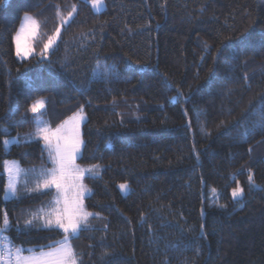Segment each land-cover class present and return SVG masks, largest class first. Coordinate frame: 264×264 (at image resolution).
I'll return each mask as SVG.
<instances>
[{
  "label": "trees",
  "instance_id": "trees-1",
  "mask_svg": "<svg viewBox=\"0 0 264 264\" xmlns=\"http://www.w3.org/2000/svg\"><path fill=\"white\" fill-rule=\"evenodd\" d=\"M89 1L0 0L6 235L16 246L63 238L38 220L25 227L55 190L3 197L4 159L51 166L29 111L44 97L52 115L83 108L76 164L98 166L83 179L84 204L99 215L73 239L80 264H264V129H253L264 103V0H104L100 11ZM27 13L40 24L37 50L60 28L46 57L15 53ZM98 64L118 74L105 78ZM9 137L18 142L6 147Z\"/></svg>",
  "mask_w": 264,
  "mask_h": 264
},
{
  "label": "snow or ice",
  "instance_id": "snow-or-ice-1",
  "mask_svg": "<svg viewBox=\"0 0 264 264\" xmlns=\"http://www.w3.org/2000/svg\"><path fill=\"white\" fill-rule=\"evenodd\" d=\"M91 3L99 10L102 0H91ZM68 15L71 17L72 12H69ZM67 22L65 21V23ZM39 27L40 24L34 17L25 15L23 23L14 36L17 56L29 57L33 54L34 49L30 41L38 36ZM59 36L60 28H57L55 36L49 37L48 41L44 43L40 53L42 57L55 44ZM97 68L104 71L105 78L118 74L114 65L98 64ZM93 72L95 75L96 69ZM44 107V100L38 99L30 106L29 111L34 114V123L37 125L33 136L43 139L52 167L42 169L35 186L28 191L55 190L56 196L48 202L46 207H41L32 213V219L25 222V227L30 229L33 226V221L38 220L42 229L60 230L63 238L53 241L49 245L39 246L38 252L35 248L27 249L29 254L24 255L25 249L14 245L11 238L6 235L12 228V224L5 210L0 214V264H79V254L73 247L72 240L78 238L80 231L88 227L90 217L99 215L87 210L84 199L86 195L92 193L91 189L83 183L85 174L95 176L98 166L81 168L76 164L83 143L79 131L81 122L86 118L83 110L74 113L62 125L53 129L41 118ZM254 115H258L260 118L254 123L253 129L256 127L264 129V103L259 106ZM0 131L7 133L9 130L5 128ZM248 131L250 130L245 128L242 135L246 136ZM14 141L18 142L17 138L5 139L2 143L7 147ZM3 168L8 177L4 198L5 200L15 198L21 174L23 173L27 177L30 172L35 170L21 169L15 161H4ZM248 179L252 182L251 175ZM23 183L27 187L26 179ZM119 187L125 192L128 191L127 184H121ZM243 192L242 187H237L233 189L232 195L234 198L241 197ZM16 230H21L19 225Z\"/></svg>",
  "mask_w": 264,
  "mask_h": 264
},
{
  "label": "rangeland",
  "instance_id": "rangeland-1",
  "mask_svg": "<svg viewBox=\"0 0 264 264\" xmlns=\"http://www.w3.org/2000/svg\"><path fill=\"white\" fill-rule=\"evenodd\" d=\"M89 3L91 4V7L93 8V10H95V11H100L103 7H104V0H102V3H101V6L99 7V10H97V8H95V7H93V5H92V3H91V0L89 1ZM25 15H29V16H31V17H33V14H24L23 15V17L21 18V20H20V23L18 24V28H17V31H18V29L20 28V26H21V24L23 23V18L25 17ZM17 31L15 32V34H14V36L16 35V33H17ZM14 36H13V43H14ZM30 43H31V46H32V41H30ZM56 43V42H55ZM53 47V46H52ZM51 47V48H52ZM32 48L34 49V51H42L43 50V46L42 47H40V49L39 50H37V48H35V47H33L32 46ZM51 48H49V49H51ZM14 49H15V53H16V45H15V43H14ZM48 49V50H49ZM47 50V51H48ZM33 53H35V52H33ZM47 56V54L45 53L44 54V56L43 57H46ZM18 58H27V57H19V56H17ZM40 99H43L44 100V102H45V107H44V109H43V111H44V113H45V116H46V118L47 119H43L44 121H46L47 122V124L51 127V128H53V129H55L57 126H60V125H62L63 124V122L65 121V120H67L69 117H71L74 113H76V112H79L81 109L83 110V108L81 107V106H78V107H76V108H74V110H73V112H71L69 115H67V116H65L64 117V115H59V116H56L55 114H53L52 115V112H51V110H50V108L48 109V107H49V105H48V101H47V99L46 98H44V97H42V98H40ZM83 114L85 115V113H84V110H83ZM82 123H83V121L81 122V124H80V139L82 140V138H81V126H82ZM8 140H13V138H7ZM42 140V142H43V146H44V148L46 149V154H47V158H48V161L49 162H51L50 160H49V156H48V151H47V148H46V146H45V143H44V141H43V139H41ZM10 145V144H9ZM9 145L7 146V147H9ZM81 148H82V145H81ZM81 148H80V152H81ZM78 157V156H77ZM4 161H15V162H17L18 163V165H19V167L21 168V169H23L22 168V166H21V164L19 163V161L18 160H16V159H12V158H6V159H4ZM3 161V162H4ZM52 167V163H51V166L50 167H40V168H35L34 170V172H30L29 173V175L27 176V177H25L24 175H23V173L21 174V178H20V182L18 183V185H17V195H16V197L15 198H18V197H21V196H23V195H25V194H31V193H34L35 191H28V189H32L35 185H33V183H32V181H30L29 179L31 178V180H33V182H34V184H35V182H36V180L39 178V173H40V171L42 170V169H48V168H51ZM5 172V171H4ZM5 174H6V172H5ZM27 180V187H25L24 186V183H23V181L24 180ZM7 183H8V177H7V174H6V185H7ZM121 184H127L128 185V191H123V190H121L120 189V187H119V189H120V191H121V193H123V194H126V193H128L129 192V190H130V186H129V184L128 183H125V182H122V183H120L119 184V186L121 185ZM5 190H6V188H5ZM3 197H5V192H4V195H3ZM5 199V198H4ZM11 199V198H10ZM8 200V199H7ZM41 207H38L37 209H40ZM33 222H36V221H33ZM37 225H39V222H38V224ZM72 245H73V240H72ZM20 247H22L23 249H25V251H24V255H28L29 253L27 252V249H30V248H35L36 250H37V252L39 251V247H37V246H35V245H19ZM73 247H74V245H73ZM79 258V257H78ZM81 263V259L79 258V264Z\"/></svg>",
  "mask_w": 264,
  "mask_h": 264
}]
</instances>
